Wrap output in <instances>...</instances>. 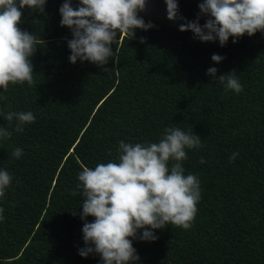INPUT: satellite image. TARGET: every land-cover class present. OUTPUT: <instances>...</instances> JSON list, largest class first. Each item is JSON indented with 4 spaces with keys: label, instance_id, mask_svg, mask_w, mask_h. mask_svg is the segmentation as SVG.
Here are the masks:
<instances>
[{
    "label": "trees",
    "instance_id": "16d2710c",
    "mask_svg": "<svg viewBox=\"0 0 264 264\" xmlns=\"http://www.w3.org/2000/svg\"><path fill=\"white\" fill-rule=\"evenodd\" d=\"M63 2L46 0L44 13L21 10L19 27L39 42L30 57L34 83L0 89V112L35 116L0 139V170L12 176L0 197V264H102L98 254H78L85 247L78 174L116 162L120 141L158 143L173 127L201 138L182 161L185 175L200 181L201 198L190 229L165 226L153 230L154 241L140 240L138 230L137 264H264V32L230 37L223 47L200 42L178 27L196 20L202 0H177L175 21L164 0H147L139 15L155 27L119 37L106 65L72 64ZM213 54L223 60L213 62ZM210 67L217 79L234 70L243 90H225L206 75ZM0 126L12 130L2 116Z\"/></svg>",
    "mask_w": 264,
    "mask_h": 264
},
{
    "label": "clouds",
    "instance_id": "9594fccd",
    "mask_svg": "<svg viewBox=\"0 0 264 264\" xmlns=\"http://www.w3.org/2000/svg\"><path fill=\"white\" fill-rule=\"evenodd\" d=\"M164 3L166 18L175 21L177 0H164ZM45 4L46 0H0V89L7 91L9 84L34 83L30 57L39 42L34 34L19 27L21 10L27 7L44 13ZM146 4L147 0H78V6L73 8L71 0H64L58 11L60 26L70 29L72 35L67 41L69 62L75 64L79 59L97 66L106 65L109 58L113 59L112 45L119 37L131 39L136 29L147 31L155 27L139 15L145 11ZM198 8L196 20L181 23L178 30L191 31L200 42L218 40L223 47L230 37L236 43L245 34L250 37L264 32V0H202ZM201 15L209 17L202 26L198 23ZM211 60L220 63L223 57L213 54ZM217 71L210 67L206 75L219 80L225 90L237 94L243 90L234 70L218 79ZM0 116L12 129L0 126V139L10 138L13 132H23L25 124L35 122L31 111L0 112ZM201 146L200 136L193 131L166 128L158 143L120 141L116 162L84 167L78 174L77 188L82 189L84 197L80 218L84 221L85 247L78 254L81 257L98 254L102 264H137L139 256L132 240L137 238L138 230H142L140 240L154 241L157 237L153 230L169 225L190 229L201 198L200 181L196 175H185L182 161L187 159L185 149ZM22 154L20 148L12 153L17 159ZM238 155L233 153L230 161ZM200 163L205 161L201 159ZM11 181L9 172L0 170V197L5 195ZM3 212L0 208V220ZM89 216L94 217L93 222H87Z\"/></svg>",
    "mask_w": 264,
    "mask_h": 264
}]
</instances>
